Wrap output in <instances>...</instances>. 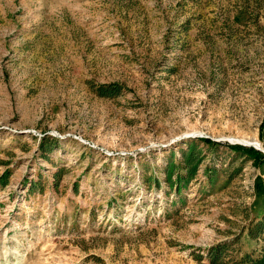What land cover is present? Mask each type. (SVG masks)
<instances>
[{"label": "rangeland", "instance_id": "1", "mask_svg": "<svg viewBox=\"0 0 264 264\" xmlns=\"http://www.w3.org/2000/svg\"><path fill=\"white\" fill-rule=\"evenodd\" d=\"M254 140L264 0H0V264H264Z\"/></svg>", "mask_w": 264, "mask_h": 264}, {"label": "bare ground", "instance_id": "2", "mask_svg": "<svg viewBox=\"0 0 264 264\" xmlns=\"http://www.w3.org/2000/svg\"><path fill=\"white\" fill-rule=\"evenodd\" d=\"M240 142L244 143V144H247V145H251V146H257V147H260L261 149H264L262 143L260 141H258V140H254L250 144L247 143V142H242V141H240Z\"/></svg>", "mask_w": 264, "mask_h": 264}, {"label": "trees", "instance_id": "3", "mask_svg": "<svg viewBox=\"0 0 264 264\" xmlns=\"http://www.w3.org/2000/svg\"><path fill=\"white\" fill-rule=\"evenodd\" d=\"M206 141H208V142H212V140H209V139H206ZM236 148H240L239 146H235ZM243 148V147H242ZM254 150V149H253ZM256 152H258V151H256Z\"/></svg>", "mask_w": 264, "mask_h": 264}, {"label": "water", "instance_id": "4", "mask_svg": "<svg viewBox=\"0 0 264 264\" xmlns=\"http://www.w3.org/2000/svg\"><path fill=\"white\" fill-rule=\"evenodd\" d=\"M256 148H258L259 150H262V151H264V149H261L260 147H257V146H255Z\"/></svg>", "mask_w": 264, "mask_h": 264}]
</instances>
